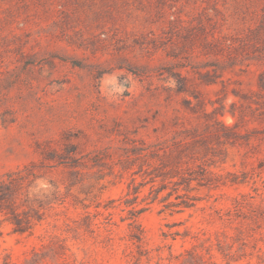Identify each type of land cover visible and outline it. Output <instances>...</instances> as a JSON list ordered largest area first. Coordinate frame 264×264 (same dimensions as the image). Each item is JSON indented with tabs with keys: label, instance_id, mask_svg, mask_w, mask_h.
Segmentation results:
<instances>
[{
	"label": "rangeland",
	"instance_id": "374dc122",
	"mask_svg": "<svg viewBox=\"0 0 264 264\" xmlns=\"http://www.w3.org/2000/svg\"><path fill=\"white\" fill-rule=\"evenodd\" d=\"M0 264H264V0H0Z\"/></svg>",
	"mask_w": 264,
	"mask_h": 264
}]
</instances>
